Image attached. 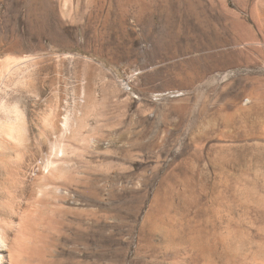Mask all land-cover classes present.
I'll return each instance as SVG.
<instances>
[{
  "label": "rangeland",
  "instance_id": "obj_1",
  "mask_svg": "<svg viewBox=\"0 0 264 264\" xmlns=\"http://www.w3.org/2000/svg\"><path fill=\"white\" fill-rule=\"evenodd\" d=\"M257 2L263 12L264 0H75L66 17L61 0H0V60L39 58L12 100L33 132L55 100L71 110L92 79L90 130L104 141L78 167L91 186L65 210L54 264H171L176 255L147 213L171 199L185 226L220 232L219 192L248 236L244 249L264 254V207L234 193L246 184L264 196ZM96 33L102 48L85 40ZM157 195L165 199L156 204Z\"/></svg>",
  "mask_w": 264,
  "mask_h": 264
},
{
  "label": "bare ground",
  "instance_id": "obj_2",
  "mask_svg": "<svg viewBox=\"0 0 264 264\" xmlns=\"http://www.w3.org/2000/svg\"><path fill=\"white\" fill-rule=\"evenodd\" d=\"M74 8L75 0H61L63 16H71ZM255 9L262 22L264 10L262 12L260 2L256 3ZM91 35L85 36V40L90 43L92 39L102 48L99 41L104 40L105 35ZM85 61L91 62L86 58ZM38 64L39 58L31 55L0 60V264H54L60 221L65 210L82 205L81 198L88 196L85 195L91 186L86 184L90 176L86 174L85 177V172L79 171L78 167L82 162L89 163L88 155L100 152L104 141L103 136L98 138L90 130V123L96 117L92 112L96 102L90 76L78 90L80 102L63 112L60 102L55 100L38 117L37 130L33 132L19 102L12 100ZM117 191H120L119 187ZM254 191L243 184L237 186L234 193L237 192L241 202L264 207V196L260 197ZM160 200L154 202L157 204ZM170 200L165 199L166 206L161 204L163 209L160 210L157 209L159 206L153 205L146 221L151 233L164 235L162 246L176 255L171 264H264L259 245L257 252L252 248L244 249L247 235L231 216V205L221 192L214 200L217 205L213 214L228 222L225 227L222 225L223 229L219 228L220 232L192 227L188 223L185 226L183 218L182 221L181 217L172 215L174 201Z\"/></svg>",
  "mask_w": 264,
  "mask_h": 264
}]
</instances>
